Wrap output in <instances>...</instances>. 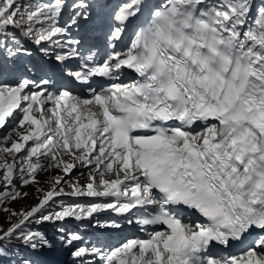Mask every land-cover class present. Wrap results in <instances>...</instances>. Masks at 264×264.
Returning a JSON list of instances; mask_svg holds the SVG:
<instances>
[{
  "label": "snow or ice",
  "instance_id": "1",
  "mask_svg": "<svg viewBox=\"0 0 264 264\" xmlns=\"http://www.w3.org/2000/svg\"><path fill=\"white\" fill-rule=\"evenodd\" d=\"M0 130V264H264V0H0Z\"/></svg>",
  "mask_w": 264,
  "mask_h": 264
},
{
  "label": "rangeland",
  "instance_id": "2",
  "mask_svg": "<svg viewBox=\"0 0 264 264\" xmlns=\"http://www.w3.org/2000/svg\"><path fill=\"white\" fill-rule=\"evenodd\" d=\"M24 192L28 193L27 197H24L23 199H18L17 201L10 203V206L14 209V211H17V212L22 211V209L27 208L30 204H32L38 198V195H37L38 192H37L36 187L34 186L30 185V186L25 187ZM6 216L8 215L5 212L1 213V217H6ZM0 221H2V218H0Z\"/></svg>",
  "mask_w": 264,
  "mask_h": 264
},
{
  "label": "bare ground",
  "instance_id": "3",
  "mask_svg": "<svg viewBox=\"0 0 264 264\" xmlns=\"http://www.w3.org/2000/svg\"><path fill=\"white\" fill-rule=\"evenodd\" d=\"M44 175H46V176H50V175H52V174H50V173H44ZM108 213H110V212H108ZM101 215V214H100Z\"/></svg>",
  "mask_w": 264,
  "mask_h": 264
}]
</instances>
